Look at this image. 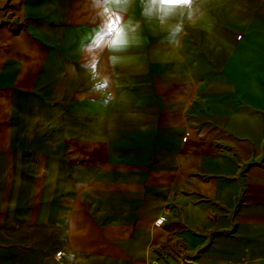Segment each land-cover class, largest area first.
<instances>
[{
	"label": "crops",
	"instance_id": "crops-1",
	"mask_svg": "<svg viewBox=\"0 0 264 264\" xmlns=\"http://www.w3.org/2000/svg\"><path fill=\"white\" fill-rule=\"evenodd\" d=\"M0 221L67 264H264V0H0Z\"/></svg>",
	"mask_w": 264,
	"mask_h": 264
},
{
	"label": "rangeland",
	"instance_id": "rangeland-1",
	"mask_svg": "<svg viewBox=\"0 0 264 264\" xmlns=\"http://www.w3.org/2000/svg\"><path fill=\"white\" fill-rule=\"evenodd\" d=\"M145 40L149 47L154 42V39ZM162 41L165 43L166 40ZM163 42L161 47L164 49ZM146 68L156 69L157 66L149 63ZM110 96L105 95L107 99ZM43 228L41 231L42 226L35 222L11 227L0 221V264H67L63 256L66 253L57 252L60 237L50 235L47 226Z\"/></svg>",
	"mask_w": 264,
	"mask_h": 264
},
{
	"label": "clouds",
	"instance_id": "clouds-1",
	"mask_svg": "<svg viewBox=\"0 0 264 264\" xmlns=\"http://www.w3.org/2000/svg\"><path fill=\"white\" fill-rule=\"evenodd\" d=\"M165 3H189L190 0H164Z\"/></svg>",
	"mask_w": 264,
	"mask_h": 264
},
{
	"label": "snow or ice",
	"instance_id": "snow-or-ice-1",
	"mask_svg": "<svg viewBox=\"0 0 264 264\" xmlns=\"http://www.w3.org/2000/svg\"><path fill=\"white\" fill-rule=\"evenodd\" d=\"M108 33L106 32V31H104V32H102L101 34H100V37H98V39H103V37L105 36V35H107Z\"/></svg>",
	"mask_w": 264,
	"mask_h": 264
}]
</instances>
